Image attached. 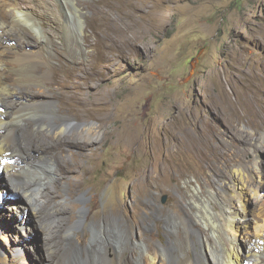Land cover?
<instances>
[{
    "label": "rangeland",
    "instance_id": "374dc122",
    "mask_svg": "<svg viewBox=\"0 0 264 264\" xmlns=\"http://www.w3.org/2000/svg\"><path fill=\"white\" fill-rule=\"evenodd\" d=\"M156 4L161 7L157 19L153 16ZM107 12L109 16L98 24L96 40L101 47H109L110 66L99 62L91 71L96 72L94 80L85 84L87 79H82L79 85L90 87L86 98L98 93L104 100L96 103L98 112L93 119L68 117L75 124L89 122L98 127L96 168L82 180L75 175L57 180L54 174L43 175L42 184L24 196L15 192L6 174L0 173V264H52L50 256L54 253L47 246L45 231L55 221L53 207L63 206L75 210L71 224L74 232L63 239L67 242L64 254L78 246L85 256L95 245L92 240L97 231L93 226L109 234V229L103 228L114 219L120 225L116 230L129 242L122 264H143L142 234L160 250L158 260L183 264L195 261L202 252L207 264H221L220 251H203L201 242L189 231L193 244L188 251H181L178 244L183 229L171 228L169 222L181 217L193 223L195 204H204L215 213L221 211L218 198L222 185L214 182L212 173L223 170L222 164L239 148L244 163L254 166L258 159L264 169V140L259 141L264 135V0H152L136 12L115 6ZM101 49L102 56L105 51ZM53 50L55 55L63 54L64 62L77 65L65 59L66 52L56 45ZM87 51H92L89 46ZM55 55L52 60L58 66ZM77 57V67L83 70L90 57L83 52ZM110 107L112 116L105 121ZM184 121L191 131L198 129L199 140L194 147L199 149V156L171 154L173 139L167 131ZM24 128H18L17 138H26ZM124 133L126 141L120 142ZM184 133L188 137V132ZM30 137L39 136L31 130ZM237 137L248 145H240ZM23 145L24 152L36 153L28 140ZM70 148L66 147L63 160L73 162L78 149ZM53 152L50 155L55 158L58 151ZM231 171L224 169L233 175ZM149 175L157 184L149 187L145 198L144 181ZM49 186L58 195L50 205L43 198ZM263 196L260 193L248 205V227L243 225L239 246L245 252L253 240L264 236V214L260 213ZM30 198L36 211H43L41 219L31 210L27 218L22 217L20 212ZM208 228L197 227L204 231L200 236L212 235L213 224ZM101 238L111 240L104 234ZM100 250L105 253L104 247ZM164 251L170 255L167 259ZM258 251L255 249L250 257L264 259ZM109 253L114 256L113 251Z\"/></svg>",
    "mask_w": 264,
    "mask_h": 264
},
{
    "label": "bare ground",
    "instance_id": "6f19581e",
    "mask_svg": "<svg viewBox=\"0 0 264 264\" xmlns=\"http://www.w3.org/2000/svg\"><path fill=\"white\" fill-rule=\"evenodd\" d=\"M151 1L0 0V173L6 174L16 189V193L23 196L28 195L32 188L42 184L43 175L54 174L56 180L63 176L75 175L74 177H80L82 180L96 168L98 152L94 145L99 139L98 127L89 122L75 124L68 117L74 115L83 121L93 119L98 112L95 108L96 103L104 100V96H99L98 93L91 98L85 97L86 89L90 88L89 86L85 88V84L94 80L92 75L96 72L91 73V71H94L96 64L103 62L106 67H109L111 62V58L107 56L109 47H101L96 40L97 33H99L98 24L104 17L109 16L107 10H111L112 6L123 9V11L136 12ZM157 4L153 9V16L156 19L161 14V7L159 8ZM55 45L66 52L65 59L77 65L64 62L61 52H56L55 55V50H53ZM87 46L92 50L89 53ZM99 47L102 48L101 51H105L102 56ZM80 52L90 57L89 64L83 70L77 67L80 66V59L77 57ZM54 55L60 63L58 66L53 63L52 56ZM82 71L85 73L84 76H82ZM82 79H87V81L83 88H79ZM108 113L105 121L112 116L111 107ZM187 126L184 121L167 131L171 133L173 139L171 154L174 157L182 154L196 153L198 156L200 154L199 149L197 151L194 147V142L199 140L198 131H196L198 129L191 131ZM19 127H25L23 129L24 137H26L24 140L29 141L36 149V153L24 152V140L15 135ZM126 129L127 124L124 123L123 130L126 131ZM31 130L35 131L39 137L28 138ZM184 131L188 132V137L184 136ZM125 134L119 136L120 142L126 141ZM18 139L21 148L17 142ZM236 139L240 145L241 143L248 145L246 140L243 142L244 139L239 137ZM263 140L264 135H261L259 141L262 143ZM67 146L71 147L70 149H78L73 162L63 160ZM257 150L261 151V146H258ZM53 151H58L55 158L50 155L54 153ZM242 152L243 150L239 148L234 159L226 160L222 164L223 170H213L212 179L222 185L219 187L220 192L222 191L221 199L218 198L221 211L215 213L211 208L203 206L204 204H195L191 206L196 216L193 223L181 217L170 220L172 227L168 224L169 227L183 229V238L178 244L181 251H188L190 245L193 244L188 236L189 231L197 241L201 242L204 247L203 251L207 248L211 253L220 251L221 264H264V259L250 257L254 255L255 249L264 254V236L253 240L247 252L239 247L244 235H242L243 225L248 227L250 216L248 205L260 193L264 195L262 165L258 159H255L254 166L244 163L241 159ZM82 157L88 161V164L84 163ZM224 169L232 170L233 175L225 173ZM14 183L18 186L16 187ZM156 184L157 182L152 180L151 175L145 177L143 188L145 198H148L150 194L149 187ZM57 196V192L50 186L43 194L44 200L49 205L57 200ZM32 201L31 198L26 200L24 211L20 213L23 218H27V214L34 211V215L41 219L43 211L37 212L36 205H33ZM262 201L260 213L263 215L264 196ZM29 210L31 211L28 212ZM53 210L52 217H55V221L45 231L47 246L51 247L54 253L50 256L52 264L123 263L126 258L123 253L124 247L129 242L122 239L121 231L116 230L120 227L116 220H109L103 228L104 231L109 229V234L106 231L99 232V227L93 226L97 231L92 240L95 245L86 250L85 256L82 255L78 246L64 254L67 242L63 239L64 236H72L74 232L71 224L75 210L67 206L53 207ZM82 214L89 215L85 211ZM83 215L81 221H84ZM215 219L221 222L218 224ZM211 224L214 228L213 234L209 237L200 236V233L204 231L201 232L197 227L209 229ZM102 234L111 240L104 242L101 238ZM142 237L145 245L144 254L142 252L143 264H175L158 260L160 250L144 240L145 234H142ZM103 247L105 253L102 254L100 249ZM140 249L144 251L143 247ZM111 251L114 252L113 257H110L109 252ZM164 252L167 259L168 251ZM183 264H207L206 256L201 252L195 261L188 260Z\"/></svg>",
    "mask_w": 264,
    "mask_h": 264
},
{
    "label": "clouds",
    "instance_id": "9594fccd",
    "mask_svg": "<svg viewBox=\"0 0 264 264\" xmlns=\"http://www.w3.org/2000/svg\"><path fill=\"white\" fill-rule=\"evenodd\" d=\"M165 202H166V200H165Z\"/></svg>",
    "mask_w": 264,
    "mask_h": 264
}]
</instances>
